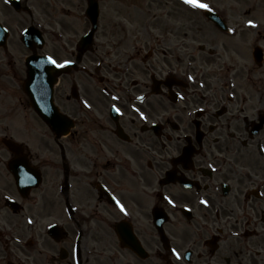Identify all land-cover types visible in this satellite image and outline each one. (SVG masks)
Returning <instances> with one entry per match:
<instances>
[{
  "label": "flooded vegetation",
  "instance_id": "af4514ba",
  "mask_svg": "<svg viewBox=\"0 0 264 264\" xmlns=\"http://www.w3.org/2000/svg\"><path fill=\"white\" fill-rule=\"evenodd\" d=\"M66 46L52 55L73 63L54 92L66 135L8 130L22 77L0 61V264H79L98 242L109 264H264V55L208 83L190 55L141 69ZM21 156L40 179L23 191L9 169Z\"/></svg>",
  "mask_w": 264,
  "mask_h": 264
},
{
  "label": "rangeland",
  "instance_id": "374dc122",
  "mask_svg": "<svg viewBox=\"0 0 264 264\" xmlns=\"http://www.w3.org/2000/svg\"><path fill=\"white\" fill-rule=\"evenodd\" d=\"M98 1L100 15L94 52L86 55H122L127 59L135 57L134 62L141 69H144L148 60L144 58L145 55H190L187 59H194L190 60L195 70L202 73L205 67V77L211 83V80H216L212 78L213 73L222 76V67L227 62H249L248 55L257 45L264 51V0H199L207 4L208 8L221 12L231 26L227 33L218 31L207 21L201 8L187 7L179 0ZM26 3L31 5V14L23 11L16 13L0 0L1 19L5 23L10 22L12 31L17 33L30 22L42 24V30L47 32L46 50L51 51L55 47L62 49L64 42L77 39L89 26L83 11L86 0H26ZM249 20L258 28L250 27ZM59 33L64 41L57 38ZM7 48L9 50L5 52L13 55L14 59L16 57L15 60H20L26 54L15 38L8 41ZM209 49L211 53L207 52ZM204 55L216 56L207 59ZM23 96L20 100L23 108L19 106L14 112V123L8 130L25 134H49L50 131L29 106L27 97Z\"/></svg>",
  "mask_w": 264,
  "mask_h": 264
},
{
  "label": "water",
  "instance_id": "95a60500",
  "mask_svg": "<svg viewBox=\"0 0 264 264\" xmlns=\"http://www.w3.org/2000/svg\"><path fill=\"white\" fill-rule=\"evenodd\" d=\"M88 11H89L90 16L92 17L93 23L95 24V20H96V10H95V7H91ZM90 39H91L90 38V35H88V36H85L84 37L83 41L86 43V42H89ZM85 43H83V44H85ZM255 55H259V51H256L255 52ZM37 59H39L38 60L39 63L41 62V64H40L41 71H46V70L47 71H50V70H52L51 65L46 64L42 58H37ZM29 72H30V76L32 75V77H33V72L32 71H29ZM31 92H32V94H34V91L33 90H31ZM37 92L39 93L40 97H45L44 96V87H40L39 86ZM39 95L34 96V101H35L36 105L38 106V108H40V110H41V112L40 111L39 112L41 114H43L44 116H46V117L48 116L51 119L52 125H54V121H55L54 119H55V117H54V115H52L53 106L50 103L49 94H48V97L46 96L47 99L40 98Z\"/></svg>",
  "mask_w": 264,
  "mask_h": 264
},
{
  "label": "snow or ice",
  "instance_id": "6c2138e0",
  "mask_svg": "<svg viewBox=\"0 0 264 264\" xmlns=\"http://www.w3.org/2000/svg\"><path fill=\"white\" fill-rule=\"evenodd\" d=\"M183 2L187 5H190L193 8H201V9H208V5L205 3H200L199 0H183ZM249 26L256 27L255 23L252 20L248 21ZM50 62L57 67H64L66 64L72 63V61H64L63 64H58L56 60L49 58ZM191 79V77H190ZM118 111V110H117ZM115 199V198H113ZM171 203V201H169ZM203 202V201H202ZM206 203V202H204ZM117 206L120 208V211H125L124 206L117 200L116 201ZM29 223H32L31 220L28 221ZM175 252V250H173ZM177 259H179V254H177Z\"/></svg>",
  "mask_w": 264,
  "mask_h": 264
}]
</instances>
